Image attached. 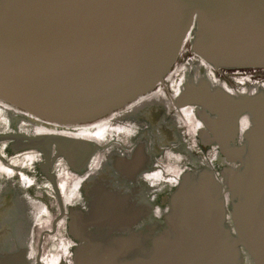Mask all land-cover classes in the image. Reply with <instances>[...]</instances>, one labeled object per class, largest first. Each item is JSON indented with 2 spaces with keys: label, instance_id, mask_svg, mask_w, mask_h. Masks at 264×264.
Returning <instances> with one entry per match:
<instances>
[{
  "label": "water",
  "instance_id": "95a60500",
  "mask_svg": "<svg viewBox=\"0 0 264 264\" xmlns=\"http://www.w3.org/2000/svg\"><path fill=\"white\" fill-rule=\"evenodd\" d=\"M190 35L217 68H264V0H0V100L92 125L164 83ZM244 112L247 143L222 147L231 166L182 176L166 217L174 237L126 263L93 243L78 264H264V90Z\"/></svg>",
  "mask_w": 264,
  "mask_h": 264
},
{
  "label": "flooded vegetation",
  "instance_id": "af4514ba",
  "mask_svg": "<svg viewBox=\"0 0 264 264\" xmlns=\"http://www.w3.org/2000/svg\"><path fill=\"white\" fill-rule=\"evenodd\" d=\"M193 38L164 83L92 125H56L0 100L2 118L17 121L0 133L16 159L0 168V264H78L93 243L126 263L175 236L166 217L182 176L231 166L222 147L247 143L244 102L264 90V68H217Z\"/></svg>",
  "mask_w": 264,
  "mask_h": 264
},
{
  "label": "rangeland",
  "instance_id": "374dc122",
  "mask_svg": "<svg viewBox=\"0 0 264 264\" xmlns=\"http://www.w3.org/2000/svg\"><path fill=\"white\" fill-rule=\"evenodd\" d=\"M184 52H185V50L182 51V53H184ZM182 53H181V57H180L181 59L183 58ZM183 65H185V63L181 61V65H180V63L177 64L176 68L181 67ZM4 119H5V117L3 116V118H2V115H0V133L4 132V130H6L9 125H10L9 127H12V128H14L17 125V121L8 120V122H7V120L5 121ZM8 154H9V151L5 152L4 148L0 146V168L2 170H3V167L6 168V167H8L7 165H10V163L16 162V159L8 156Z\"/></svg>",
  "mask_w": 264,
  "mask_h": 264
},
{
  "label": "bare ground",
  "instance_id": "6f19581e",
  "mask_svg": "<svg viewBox=\"0 0 264 264\" xmlns=\"http://www.w3.org/2000/svg\"><path fill=\"white\" fill-rule=\"evenodd\" d=\"M245 264H249L247 260H244Z\"/></svg>",
  "mask_w": 264,
  "mask_h": 264
}]
</instances>
